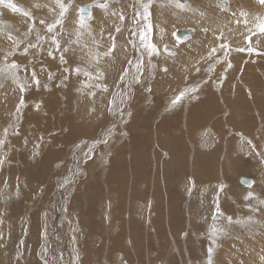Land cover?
Segmentation results:
<instances>
[{"label":"rangeland","instance_id":"1","mask_svg":"<svg viewBox=\"0 0 264 264\" xmlns=\"http://www.w3.org/2000/svg\"><path fill=\"white\" fill-rule=\"evenodd\" d=\"M22 1L28 5L24 4L25 7L18 13V20L10 23L4 20L6 10L4 12L1 10L4 6L10 5H3L7 3L6 1L1 2L2 6L0 5V24H2L0 25V64L2 59L9 60L8 57H10L9 61H13L11 64H4L0 69V81L7 83L12 80L16 82L13 87L22 88L15 89L18 98L21 99H15L13 105L10 104L12 108L15 105V116L6 114L7 109L0 107V149H2L0 150V162H2L0 163V264H264V198L261 196L259 198V194L264 195V69L256 68L259 64L261 67L264 66V58H261L263 56L260 52L264 50V36L260 38L254 35L253 42L250 36L259 26L258 33L264 30L262 23L264 21L259 17L253 18L256 23L250 28V38L241 35L240 38L234 39L231 35L230 37L233 38L231 39L229 30L228 32L226 29H213L207 27V24L201 28V23L207 21L201 18L195 27V37L209 34L207 39L214 43L219 36L218 46L215 48L217 44L212 45L209 58H205L204 53H200L199 59L202 65L198 70H193V76L175 84L177 86L173 88L175 92L173 93L178 99L171 98L173 101L170 100L176 103H172L171 106L168 104L169 110H166V99L172 97L173 93L163 94L161 87H165L166 84L173 85L176 80L174 68L170 67L171 69L167 70L168 67L165 68L163 66L165 64L159 58L172 53L175 54L172 55L175 58L181 52L178 48L177 52L172 49L167 50V45L191 46L192 55L196 56L199 53L198 48L193 45L197 43L199 37L195 41L194 37L192 41L182 43L174 32L177 28H190L191 17L188 26L182 27L183 23H180L179 19L177 22L171 17L160 16L159 11L164 9L158 7V17L156 13L153 18L152 9L156 0H150L152 5H147L149 0H140L138 16L134 13L131 19L127 18L130 19L129 26L123 27L124 25L121 24L123 26L115 28L114 15L108 16L107 19L113 22H108L103 28L107 27L111 30L115 28L114 34L104 38L106 44L104 42L100 47H107L109 55L120 53L122 57L125 56L123 60L127 62L124 61L119 66L124 70L132 67L136 71L135 74H131L130 80L138 79L136 87H139L133 89L130 87V82L118 80L111 85L116 90L113 94H116L105 97L109 88L107 82L97 78L96 75L93 76L94 73L90 70L96 62L94 67H100V61L94 56L93 65L91 63L86 65L89 61L86 57L92 48L88 44L96 43L93 41L88 43L87 39L83 40L76 31H67L62 24V21L65 23L64 18L67 14H78L80 3L92 2L93 5L97 0H52L50 3L36 0ZM214 1L202 0L205 6L218 5L222 11L235 10L236 5L245 6L250 0H224L228 5H223L220 0ZM251 1L253 5L261 4L260 0ZM161 3L165 5L164 0H161ZM178 3L182 1L179 0ZM171 6L186 14L184 8ZM171 6H167L169 11L172 9ZM15 8L18 9L19 6L14 7L12 11L15 12ZM245 13L240 16V20L245 19ZM204 14H207L205 16L207 17L208 11ZM226 14L227 18L232 16L231 12ZM216 15L219 16L218 13ZM80 18L83 21L79 24L77 20L76 27L84 29L90 17L87 18L88 20L82 16ZM60 21L62 27L57 29ZM14 22H18V28L21 24L25 25V29L22 30L15 28L18 33L21 32L19 37H24L7 39L5 35H9L10 32H12L9 35L11 38L18 34L13 33L9 26ZM160 30L169 37L164 36ZM52 32L54 34L57 32L56 37ZM158 32L165 39L169 38L170 42L167 40L161 42L163 39L156 36ZM27 33L30 37L26 35ZM1 39L5 41L2 42ZM67 39L74 43L66 51ZM178 40L181 42L179 43ZM18 43L20 47L33 45L35 50L32 46L34 52L24 49L15 54L16 51L13 50ZM203 44L207 48L208 43L204 41ZM242 46L243 48L246 46L245 50L236 48ZM254 48L259 51L256 52ZM38 50L40 52H35ZM56 52L58 56L63 53L66 62L60 59L57 61L54 55ZM242 56L247 58L243 60ZM231 57L233 68L230 72L232 76L229 88L233 90L223 97L227 101L226 107L223 108L224 104L216 94L218 88L214 84H217L220 78L221 69L222 71L227 69L226 72L230 70L228 67L231 64H228V60ZM74 59L75 64L72 66ZM101 61L100 64L106 66L107 60ZM26 64H30V67L51 66L50 69L56 68L54 71H61L64 67L69 68L71 72L69 75L75 76L73 79L78 83L75 89V94L78 93L76 103L80 106L85 103L91 104L90 113L94 112L95 107L92 106L94 100L96 102L98 98L101 100L105 97L104 101H107L111 98L108 112L105 111L104 116L101 117V124L92 127L88 133L81 130L78 132L74 118L70 120L68 116H64L63 111L66 110L67 105L63 101L66 98L63 92L66 91L67 86L63 83L62 76L56 72L57 74L53 73L51 78L45 77L41 84L36 82L37 85L34 83L29 85L28 78L25 75H21V78L18 73L27 66ZM212 66L219 69V72L211 70L216 81L213 82L210 77H206L204 82L209 85L208 87L192 89L197 81L201 82V77L208 75ZM42 69L49 72L48 69ZM85 70H88L90 75H82L86 74ZM177 72L178 70H175V73ZM49 75L51 76L50 72ZM46 79H49L48 84ZM26 81L29 83H24ZM51 82L56 89L50 84ZM140 83L146 84L149 89H145L146 86L141 88ZM159 84L161 89L157 86ZM32 85L38 93L21 97L22 92L26 93L24 88L33 87ZM90 85H92L91 90ZM46 86H50L46 88L48 90H45ZM61 88H64L60 91L62 94L59 92ZM212 88L213 91L216 90L214 95ZM247 89L253 90L255 97L262 100L261 103L251 97ZM92 91L94 92L91 93ZM161 94L164 96L162 97ZM137 95L142 99H138L136 108L131 109L130 104ZM47 96L48 101L45 106L59 105V108H54L51 113H48L43 103ZM29 99L35 102L26 103ZM4 101L5 99H2L7 106V102ZM153 102L155 104H152ZM0 104L2 105L1 101ZM102 106H105V102ZM59 109L62 110L63 115H60ZM129 110H133L132 114ZM163 110L168 113L162 120L165 124L163 134L159 135L157 126L161 121L158 116ZM125 114L132 116L124 119ZM162 114L164 115L165 112ZM174 115L177 120H181L179 124V120L177 122ZM180 115L183 117L181 118ZM227 120L236 122L245 129H240L241 126L233 127L231 132ZM167 128L171 131L176 129L177 131L171 134L174 137L178 135L180 140L174 139L170 142V137L166 139ZM191 129L196 131L198 136L200 130L202 134L204 132L211 134L206 133L202 139H195ZM85 133L89 138H84ZM159 138L164 139L166 143L159 142ZM192 143L195 145L196 153L190 145ZM175 146L180 150L179 153L176 151L180 154L176 158L171 154ZM259 150L261 154H258ZM251 164L257 165V170L251 169ZM241 176L253 178L255 181L253 186L249 188L240 185ZM254 187L258 190L251 189ZM33 243H37L35 248L34 246L31 248Z\"/></svg>","mask_w":264,"mask_h":264},{"label":"bare ground","instance_id":"2","mask_svg":"<svg viewBox=\"0 0 264 264\" xmlns=\"http://www.w3.org/2000/svg\"><path fill=\"white\" fill-rule=\"evenodd\" d=\"M3 1H6L7 3H9V4H7V3H3ZM29 1V0H28ZM36 1H40V2H44V3H50L52 0H36ZM55 1V0H54ZM57 1V0H56ZM62 1V0H61ZM64 1V0H63ZM92 1V0H91ZM108 1H110V0H108ZM119 1L120 0H112V1H110L111 3H114V5L115 4H118L119 3ZM122 1V0H121ZM124 1V3L126 2V0H123ZM122 1V2H123ZM128 2L127 3H129L128 4V7L126 8V12H129L130 10H131V15H133L134 13H136L135 15H137V13H139V11H140V7H141V5H140V0H132V2H131V0H127ZM146 1V0H145ZM180 1H182V3H178L179 2V0L177 1V0H164V3H165V5H162V3H161V0H156V2H155V5H154V7H153V9H152V12H153V18H155V16H156V13H157V17H158V7H163V9L164 10H160L159 11V15L160 16H166V17H171L172 19H174V20H177V18H175V17H172V14H171V12L170 13H167V12H164L165 10H166V8H167V6L168 5H178V6H180V7H187L188 6V1L187 0H180ZM207 1H209V2H212V0H207ZM216 1V0H215ZM214 1V2H215ZM258 1V0H257ZM261 1V4L260 5H253L254 3H252V1L250 0L245 6H243V5H236L235 6V10H233V9H229V10H224V11H222V10H220V8H219V6L217 5L216 7H214L213 5L212 6H205L204 5V3L202 2V0H199L198 2L197 1H193L192 0V4L190 3V8L192 7V5H193V7L195 8V9H197V11L194 13V15L195 16H198L199 14H202V12L203 11H208V16H207V18L210 20H207L206 22H203V24H206V23H208V22H210L211 23V26H210V28L212 27L213 29L214 28H218V29H226L227 31L229 30L231 33H229V37L231 36V35H233V38L234 39H237V38H240L241 37V35H242V37L243 36H245V35H247L249 38H250V36H251V39H252V37L254 36V35H258V36H260V38L262 37V36H264V30H262V31H260L259 33H258V30H259V28H260V26H259V28H258V30H256V32L254 31V34L252 35H250V28L252 27V26H255V23H256V21L253 19V18H256V19H258V17L259 18H261V20H263L264 21V0H260ZM1 2L3 3V5H10L12 8H10V6H8V7H6V6H4L1 10H2V12H4L5 10H6V14H5V17H4V20H5V22L7 21H9V23L11 22V21H16V20H18L17 19V16H18V13L20 12V9L21 8H24L25 6H24V4L25 5H28L26 2H23L22 0H20V2H22V3H19V1L18 0H0V5L2 6V4H1ZM35 2V1H34ZM101 2V1H100ZM106 2V1H105ZM217 2V1H216ZM220 2L223 4V5H228V2H226V1H224V0H220ZM219 1H218V3H220ZM123 3V4H124ZM126 3V4H127ZM169 3V4H168ZM20 4H22V5H20ZM52 4V3H51ZM60 4H61V2H60ZM59 4V5H60ZM64 4H65V2H64ZM91 4V5H90ZM95 4V3H94ZM92 5V2H90V3H80L79 4V12H78V14L77 15H74V14H67V16L65 17V19H66V21H65V23H64V27L66 26L67 27V30L69 31V30H72V32H77V34L79 35V36H81V38L83 39V40H85V39H87V42L89 43L90 41H93V42H95L96 44L95 45H90V44H88L90 47H92V49H94L95 47L96 48H98L99 49V53H98V57L96 56V60L97 61H100L99 62V65H100V67L98 66V67H94L96 64H97V62H96V64L94 65V66H92L91 67V69L90 70H92L93 71V73H94V75L93 76H95L96 75V77L97 78H99V79H104V82H107V85H108V90H106L108 93H107V95H105V97L106 96H109V97H112V96H114L115 94H113L114 93V91H116L115 90V88H113L111 85H113V83L114 82H116L117 83V81L118 80H120V82L121 81H124L125 83H126V81L127 82H130V87L131 88H133V89H135V87H136V85H138L137 84V80L136 79H134L133 81L132 80H130V77H131V74H135L136 73V71L135 70H133V68L131 67H129L128 69H127V71L125 72V70L124 69H122L123 67H120L119 65H121V64H123V62L124 61H126L127 62V60H123L124 59V57L125 56H121L120 55V53H118V54H113V55H109V50H107V51H102L101 50V45H102V43H104L105 42V40H104V38H106L107 37V32L105 31V32H102L105 28H103V26L105 27V19H106V17L107 16H104V15H102V19L101 20H96V19H98V18H96L95 20H92V17L93 16H96L97 17V15L98 14H100L101 12H98L99 11V9L100 8H98V7H96L95 5ZM103 4V3H102ZM122 4V3H121ZM36 5V4H35ZM56 5H58V3H56ZM85 5H89L90 6V8H91V12H92V7H93V12H92V14H93V16L91 17V18H89V20L88 21H86V25L83 27L84 29H82V28H79V29H77V27H76V21L78 20H80V22H82L83 20H81V18H80V14H81V12H80V9H81V7L82 6H85ZM110 5H112V4H110ZM147 5H152V3H151V1L149 0V2H147ZM0 6V7H1ZM16 6H19V8L18 9H16L15 10V12L14 11H12V9L14 8V7H16ZM62 6V5H61ZM67 7H68V5H66ZM106 6V5H105ZM125 6V5H124ZM123 6V7H124ZM33 7V6H32ZM59 7V6H58ZM70 7V6H69ZM110 7V6H109ZM225 7V6H224ZM261 7V8H260ZM29 8V7H28ZM60 8V7H59ZM66 8V7H65ZM106 8H107V6H106ZM105 8V9H106ZM113 8V7H112ZM121 8H122V6H121ZM115 9V8H114ZM119 8H117V10H118ZM64 10V9H63ZM107 10V9H106ZM124 11V10H123ZM218 13L219 14V16H217L216 15V13ZM67 12V11H66ZM226 12H231V14H232V16L231 17H228L227 18V14L225 15V13ZM243 12H246L245 13V16H244V20H240V18L242 17V14H243ZM54 13H56L55 11H54ZM1 14V13H0ZM23 14V13H22ZM32 14V13H31ZM35 14V13H34ZM76 14V13H75ZM91 14V15H92ZM224 14V15H223ZM33 15V14H32ZM74 15V16H73ZM135 15H134V19H135ZM168 15V16H167ZM185 15V17H183V18H185L186 20H182V21H180V19H179V21H180V23H183L182 24V27H183V25H186V26H188V24H189V15L188 14H184ZM183 15V16H184ZM207 15V14H206ZM22 16V15H21ZM30 16V15H29ZM65 16V15H64ZM129 16V13L128 14H124V23L127 21V23H125V26H127V24L129 23V20H127V18H129L128 17ZM138 16V15H137ZM241 16V17H240ZM23 17V16H22ZM26 17V16H25ZM28 17V16H27ZM31 17H33V16H31ZM60 17V16H59ZM105 17V18H104ZM84 19L86 18V17H83ZM0 19H1V17H0ZM114 19H116L117 20V17H114ZM139 19V18H138ZM30 20V19H29ZM63 20V19H62ZM140 20V19H139ZM170 20V19H169ZM240 20V21H239ZM3 21V20H2ZM49 21V20H48ZM58 21H59V19H58ZM135 21V20H134ZM31 23V22H30ZM62 23H63V21H62ZM185 23V24H184ZM263 23V25H264V22H262ZM32 24H34V22L32 23ZM31 24V25H32ZM42 24V23H41ZM48 24V23H47ZM0 25H2V24H0ZM6 25V24H5ZM8 25V24H7ZM49 25V24H48ZM57 25V24H56ZM81 25H83V24H81ZM129 25V24H128ZM237 25V27H235ZM243 25H245V26H243ZM259 25V24H258ZM4 26V25H3ZM9 26H11V30L13 31V33H18V31L17 30H15V28L17 27L18 28V22H14L13 24L11 23V24H9ZM47 26V25H46ZM60 26L62 27V25H61V21H60V24L58 25V27H57V29L58 28H60ZM7 27V26H6ZM48 27V26H47ZM150 27V26H149ZM30 28H32V27H30ZM190 28H192V29H190ZM190 28H177L176 29V31H174L175 32V35H176V33H178V31H180V30H190L191 31V33L189 34V35H187L186 37H184V38H179L178 37V35H177V37L182 41V43H185V42H187L188 40H193V34H194V26H191ZM18 29H25V25H23V24H21L20 26H19V28ZM46 29V28H45ZM56 29V28H55ZM154 29V28H153ZM165 29V28H164ZM253 29H254V27H253ZM264 29V28H263ZM31 30V29H30ZM140 30V29H139ZM216 30V29H215ZM43 31H45V30H43ZM149 31V30H148ZM161 31V30H160ZM163 31V30H162ZM161 31V32H162ZM210 31V30H209ZM228 31V32H229ZM35 32V31H34ZM46 32V31H45ZM128 32V31H127ZM157 31H155V33H156ZM12 32H10V34H11ZM20 33L21 32H19L17 35L15 34L12 38L9 36V35H5V37L7 38V39H18V38H23L24 36H21V37H19V35H20ZM23 33H24V31H23ZM53 33V36L54 37H56V33L54 34V32H52ZM163 33V35L164 36H166V37H169V35L167 34V33H164V32H162ZM220 33V32H219ZM29 34H30V32H29ZM29 34L27 33L26 35H28L29 36ZM47 34H49L48 32H47ZM70 34V33H69ZM114 34V33H113ZM215 34V33H214ZM228 34V33H227ZM86 36V37H84V36ZM112 34H110V36H111ZM117 35V34H116ZM156 35V34H155ZM155 35H154V37H155ZM209 35V34H208ZM205 36V38H204V40L206 41V43H208V46H207V48H205L204 47V44H203V42H202V40H203V38L202 39H199L198 38V40H197V43H194L193 45L195 46V47H197L198 48V50H199V53L198 54H196V56L195 55H192L191 54V46H186V47H184L183 45L180 47L179 45H178V47H175V46H173V47H171V46H168L167 45V48H170V49H172L173 51H175V52H177L178 50H181V52L179 53V55L177 56V57H173L172 55L174 54V53H172V54H168L167 56H165V55H163L164 57H162V56H160V58L159 59H161V62H163L165 65H163V66H165V68L166 67H168L167 68V70H170L172 67L174 68V75H175V80H176V82L172 85V84H170V85H165V87H159L160 86V84L159 85H157L161 90H162V93L163 94H166L167 95V93L169 94V93H173L174 91H173V88L174 87H176L177 85H175L176 83H178L179 84V82H182V80L183 79H185V78H187V77H191V76H193V70L195 71L196 69L198 70V67L199 66H201L202 65V63H200V59H199V57H201L200 56V53L202 54V53H204L203 55L205 56V58H207L212 52H211V49H212V45H215V44H217L216 46H215V48L218 46V38H219V36L218 37H216V40H214V43H211L212 41H210V39L208 40L207 38H209V36ZM217 35V34H216ZM222 35V34H221ZM223 35H224V33H223ZM226 35V34H225ZM236 35H238V37H236ZM250 35V36H249ZM47 36V35H46ZM123 36V35H122ZM156 36H158V38L160 37V38H162L163 40L161 41V42H164V40H167L168 42H170V40H169V38H164L163 36H162V34L160 33V32H158L157 33V35ZM246 36V37H247ZM30 37V36H29ZM37 37V36H36ZM34 38V37H33ZM43 38V37H42ZM47 38V37H46ZM114 38V37H113ZM231 38V37H230ZM233 38H231V39H233ZM78 39V37L76 38V40ZM81 39V40H82ZM117 39V38H116ZM184 39V40H183ZM197 39V38H196ZM2 40V42H4L5 40H3V39H1ZM36 40H38V39H36ZM42 40V39H41ZM68 40V39H67ZM107 40V39H106ZM153 40V39H152ZM157 40V39H156ZM248 40V39H247ZM250 40V39H249ZM112 41V40H111ZM179 41V40H178ZM181 41H179V43L181 42ZM194 41H195V39H194ZM78 42V41H77ZM113 42H115L114 40H113ZM252 42H253V39H252ZM40 43H42V42H40ZM122 43H124V42H122ZM200 43H202V45H199ZM32 44V43H31ZM45 44H47L46 42H45ZM105 44H106V42H105ZM116 44H117V42H116ZM149 44V43H148ZM248 44V43H247ZM246 44V45H247ZM77 45V44H76ZM82 45V44H81ZM87 45V44H86ZM250 45V44H249ZM33 46V45H32ZM32 46H30V47H20V43H18V45H17V47L13 50V51H16L15 52V54H18V52L19 51H22V50H24V49H26L27 51H29V50H31L32 51ZM36 47V46H35ZM72 47V46H71ZM70 47V48H71ZM83 47V46H82ZM116 47V46H115ZM141 47V46H140ZM246 47V46H245ZM245 47L243 48V46L242 47H236V48H239V49H242V50H245ZM112 48V47H111ZM120 48V47H119ZM157 48V47H156ZM175 48H176V50H175ZM177 48H178V50H177ZM252 48V47H251ZM41 49H43V48H41ZM214 49V48H213ZM255 49V48H254ZM33 50H35L34 49V46H33ZM66 51L68 50V47H66V49H65ZM77 50V49H76ZM87 50H89V48L87 49ZM95 50V49H94ZM12 51V52H13ZM85 51V50H84ZM93 51V50H92ZM113 51V50H112ZM124 51V50H123ZM255 51L256 52H258L259 50H257V49H255ZM11 52V53H12ZM32 52H34V51H32ZM35 52H40V50H38V51H35ZM50 52H52V51H50ZM73 52V51H72ZM87 52V51H86ZM89 52V51H88ZM260 52H261V54H262V56L263 57H261V58H264V50L263 51H261L260 50ZM54 53H55V51H54ZM61 53V52H60ZM59 53V54H60ZM95 53V52H94ZM152 53V52H151ZM166 53V52H165ZM184 55H183V54ZM187 53V54H186ZM52 54H53V52H52ZM87 54V53H86ZM186 54V55H185ZM55 56H56V60L58 61L59 59L60 60H65V62H66V59H65V57H64V54L63 53H61L59 56H58V53L56 52V54H54ZM72 55V54H71ZM82 55V54H81ZM85 54H83V56H84ZM124 55V54H123ZM129 55V54H128ZM175 55V54H174ZM233 55V54H232ZM13 56V55H12ZM51 56V55H50ZM88 56H89V54H88ZM204 56H203V58H204ZM239 57H240V55H238ZM13 57H15V56H13ZM12 57V58H13ZM72 57V56H71ZM228 57V56H227ZM9 58V60H10V57H8ZM70 58V57H69ZM68 58V59H69ZM85 58V57H84ZM167 58H169V59H167ZM204 58V59H205ZM209 58V57H208ZM247 58V56H242V59L244 60V59H246ZM67 59V60H68ZM102 59H106L107 61H106V66H105V64H104V62L105 61H103V64L104 65H101L100 63L102 62L101 60ZM186 59H188V60H186ZM250 60H252L251 58H249ZM9 60H7V59H2L1 60V64H0V69L2 68V66L4 65V64H8V63H12L13 61H9ZM53 60V59H52ZM95 60V61H96ZM206 60V59H205ZM49 61H50V59H49ZM55 61V60H54ZM70 61V60H69ZM75 61V59L74 60H72V66H74V64L75 63H73ZM76 61H77V59H76ZM129 61V60H128ZM232 61V57L228 60V64H231V66L230 67H228V68H230V70L228 71V72H226V70L225 71H222V69H221V71L219 72L218 70L219 69H217V67L216 66H212L211 68H210V71H209V73H208V75H206V76H204V77H201V82L200 81H197L196 82V85L194 86V87H192V89H197V90H199V88H201V87H208L209 85L207 84V83H205L204 81H205V79H206V77H210L211 79H212V81L214 82V81H216V79H215V77H214V75H213V73H211V70H215V72H219L220 73V78H219V80H217L218 82H217V84H214V86H216L217 88H218V91H216V90H214V91H216V94L219 96V98L221 99L220 101L224 104V106H223V108L224 107H226V105H227V101H225V98H223V97H225L226 96V94H228L230 91H232L230 88H229V84H230V77L232 76L231 75V71H232V68H233V61ZM38 62V61H37ZM40 62V61H39ZM61 62V61H60ZM111 62V63H110ZM125 62V63H126ZM187 62V63H186ZM202 62V61H201ZM222 62H224V61H222ZM41 63H42V61H41ZM59 63V62H58ZM130 63V62H129ZM43 64V63H42ZM45 64V63H44ZM52 64V63H51ZM54 64V63H53ZM64 64V63H63ZM69 64H70V62H69ZM82 64H83V62H82ZM92 64V63H91ZM227 64V65H228ZM256 64H257V62H256ZM27 66L26 67H28V68H23L21 71L19 70V69H17V71H18V73H20V76L22 75H25L27 78H25V80L27 79V80H29V82L28 81H26V82H24V83H29V85H31V84H35L36 82H39L40 84L41 83H43V81L45 80L44 78L46 77V78H48V76L51 78L52 76H53V73H58L59 75H61L62 76V79H63V83H65V85L67 86V89H66V91L65 92H63V94H64V96L66 97L65 99H63V101L65 102V104L68 106V107H70V109L69 108H67V106H66V110L65 111H63L64 112V116L65 117H67V115H68V117L70 118V120H73V118H74V122H75V125H76V128H77V130H78V132H79V130H81V131H86V133H88V130H90L92 127H94V126H96L98 123H100L101 121V117H103L104 116V112L106 111V112H108V106H109V101H110V99H108L107 101H104L105 100V97L104 98H102L101 100H99V98H98V100L95 102V100L93 101V107H95L94 108V112L93 113H90V109H89V107H90V105H87L86 103L85 104H81L82 106H80V104L78 103H76V99H77V95L76 94H78V93H76L75 94V89L77 88V82H76V80L75 79H73V78H75V76H73V77H71L69 74H71V72H70V69L69 68H66V67H64V69H62L61 71L59 70V71H54L56 68L55 67H52L53 69H50V67L51 66H49V67H44L43 65H41V67H30L31 65L30 64H26ZM37 64H35V66H36ZM85 65V64H84ZM89 65V64H88ZM93 65V64H92ZM125 65H127V64H125ZM222 65H224V63L222 64ZM21 65H19V67H20ZM38 66V65H37ZM4 67H6V66H4ZM57 67H58V65H57ZM83 67V66H82ZM88 67V66H87ZM137 67H139V66H137ZM171 67V68H170ZM226 67V66H225ZM224 67V68H225ZM42 68H45V69H48L49 70V72H50V74H51V76L49 75V72L47 73V70H43ZM84 68V67H83ZM82 68V70H84ZM86 68V67H85ZM257 69H261V68H263L264 69V66H260V64L259 65H257V67H256ZM8 69V68H7ZM37 69V70H36ZM75 69V68H74ZM162 69V68H161ZM36 70V72L35 73H33L34 71ZM72 70V69H71ZM78 70V69H77ZM76 70V71H77ZM137 70V69H136ZM140 70V69H139ZM139 70L137 71V73H139ZM175 70H178V72L177 73H175ZM64 72V75H62L61 74V72ZM80 71V70H79ZM78 71V72H79ZM4 72V71H3ZM7 72V71H6ZM12 72V71H11ZM208 72V71H207ZM1 73V72H0ZM10 73V72H9ZM13 73V72H12ZM47 73V74H46ZM56 73V74H57ZM73 73H75V71L73 72ZM77 73V72H76ZM144 72H142V74H143ZM198 73V72H197ZM5 74V73H4ZM14 74V73H13ZM35 74H37V76H34ZM79 74V73H78ZM81 74V73H80ZM195 74V73H194ZM264 74V73H263ZM75 75V74H74ZM82 75H84L85 76V74H82ZM159 75H161V74H159ZM173 75V76H174ZM205 75V74H204ZM2 76V75H1ZM4 76V75H3ZM22 76H21V78H22ZM88 76V75H87ZM119 78H118V77ZM135 76V75H134ZM177 76V77H176ZM60 77V76H59ZM78 77V76H77ZM81 77V76H80ZM95 77V78H96ZM49 78V79H50ZM94 78V77H93ZM116 78V79H115ZM136 78V77H135ZM162 78V77H161ZM42 79V80H41ZM49 79L47 80V84H48V81H49ZM54 79V78H53ZM56 79H58V77L56 78ZM55 79V80H56ZM91 79H92V77H91ZM1 80V79H0ZM54 80V81H55ZM101 80V81H102ZM19 80H18V78H17V82H18ZM53 81V80H52ZM77 81H79V80H77ZM98 81H100V80H98ZM131 81H132V84H131ZM62 82V81H61ZM119 82V83H120ZM21 83V82H20ZM19 83V84H20ZM22 83H23V81H22ZM59 83V82H58ZM77 83V84H76ZM80 83V82H79ZM16 84V82L15 81H12V80H10V81H7V83L6 82H1L0 81V101H1V103H2V105L0 104V107H2V108H4V109H7V113L6 114H12V117H13V115L15 116V105L13 106V108L12 107H10V104L11 105H13V102H15V99L16 100H20L21 98H18V93H17V91H15V89H22V88H20V87H13V85H15ZM52 86H54V83H50ZM81 84H82V82H81ZM85 84V83H84ZM101 84V83H100ZM121 84V83H120ZM148 84V83H147ZM244 84V83H243ZM28 85V84H27ZM35 85H37V84H35ZM58 85V84H57ZM87 85H89V84H87ZM33 87H25L24 89L26 90V93H24L23 94V92H22V94H20L21 95V97H23V95L24 96H30V95H35V94H37L38 93V91H36V90H34L33 88H34V85H32ZM43 86V85H42ZM51 86V87H52ZM58 86H60V85H58ZM62 86H64V85H62ZM85 86V85H84ZM83 86V87H84ZM91 86L92 85H90L89 86V89L91 90ZM119 86V85H118ZM140 86H141V88H142V86H146V84H144V85H141V83H140ZM38 87V86H37ZM41 87V86H40ZM48 87H50V86H48ZM47 86L45 87V90H48V89H46V88H48ZM61 87V86H60ZM82 87V86H81ZM88 86H86V88H87ZM95 87V86H94ZM98 87H99V84H98ZM139 87V86H138ZM138 87H136V88H138ZM157 87V88H158ZM179 87V86H178ZM54 88H55V86H54ZM53 88V89H54ZM58 88V87H57ZM65 88V87H64ZM64 88H61L62 90H59V92L60 91H63L64 90ZM101 88V87H100ZM119 88V87H118ZM149 89V87L148 86H146L145 87V89ZM56 89V88H55ZM83 89V88H82ZM103 89V88H102ZM121 89V88H120ZM119 89V90H120ZM156 89V88H155ZM207 89V88H206ZM40 90V89H39ZM43 90V89H42ZM89 90V91H90ZM101 90V89H100ZM99 90V91H100ZM129 90V89H128ZM32 91V92H31ZM51 91V90H50ZM104 91V90H103ZM127 91V90H126ZM139 91H141V90H139ZM142 91H145V90H142ZM193 91V90H192ZM214 91H213V88H212V94L214 93ZM79 92V91H78ZM94 91H92L91 93H93ZM157 92V89L155 90V93ZM186 92L187 91H185L184 93L186 94ZM195 92V91H194ZM200 92V91H199ZM247 92H248V94L249 95H251V97H253L258 103H261V101L262 100H259V99H257L256 97H255V92L253 91V90H250V89H247ZM19 93H21V92H19ZM55 93H57V91L55 92ZM61 94H62V92H60ZM87 93V92H86ZM101 94H102V92H100ZM120 93V92H119ZM139 93H141V92H139ZM175 93V92H174ZM174 93H173V96L172 97H170L168 100L166 99V101H167V103H166V106H165V108H166V110H169L168 109V104H169V106H171V104L173 103L172 101V99L173 98H175V97H177V95L175 94L174 95ZM176 93H178V92H176ZM253 93V94H252ZM81 94H82V92H81ZM85 94V93H84ZM83 94V96H85ZM88 94V93H87ZM104 94V93H103ZM131 94H132V91H131ZM151 94V93H150ZM163 94H161L162 95V97L164 96ZM211 94V93H210ZM92 95V94H91ZM118 95V94H117ZM147 95H149V94H147ZM155 95V94H154ZM171 95V94H170ZM169 95V96H170ZM200 95V94H199ZM214 95V94H213ZM257 95V94H256ZM42 97H43V95H41ZM44 96H46V95H44ZM49 96H50V94H49ZM98 96V95H97ZM119 96V95H118ZM125 96V95H124ZM138 96L139 95H137L136 97L137 98H134V102H132V104H130L131 105V109L132 108H136V101L138 100V99H142V98H138ZM156 96V95H155ZM154 96V97H155ZM86 97V96H85ZM120 97H122V96H120ZM133 97H135V95L133 96ZM141 97V96H140ZM209 97V96H208ZM250 97V96H249ZM259 97V96H258ZM29 98V97H28ZM89 98H90V96H89ZM89 98H88V100H89ZM92 98H95V96H92ZM101 98V97H100ZM160 98V97H159ZM172 98V99H171ZM210 98V97H209ZM2 99H5V101L4 102H7V106H5V103H3L2 102ZM70 99H71V102H70ZM95 99H97V98H95ZM144 99V98H143ZM146 99V98H145ZM161 99H163V98H161ZM172 101H171V100ZM176 99V98H175ZM177 99H178V97H177ZM180 99V98H179ZM38 100H41L40 98H38ZM54 100V99H53ZM87 100V99H86ZM122 100V99H121ZM188 97H187V103H188ZM191 100V99H190ZM213 100H214V98L212 99V103H213ZM12 101V102H11ZM47 101H48V96H47V98H46V100H45V102H43L44 103V106L46 105V103H47ZM141 101V100H140ZM156 101V100H155ZM154 101V102H155ZM208 101V100H207ZM215 101H218V100H215ZM220 101H218L219 103H220ZM34 102H35V100H34ZM34 102H32V100H30L29 99V102H26V103H30V104H32V103H34ZM38 102H40V101H38ZM51 102V101H50ZM103 102H105V106H102L103 105ZM113 102V101H112ZM118 102V101H117ZM139 102V101H138ZM152 103V104H155V103ZM209 102V101H208ZM217 102V103H218ZM41 103V102H40ZM90 103H91V101H90ZM203 103V102H202ZM36 104V103H35ZM48 104H50V103H48ZM111 104V103H110ZM134 104V105H133ZM150 104V103H149ZM149 104H147L148 106H149ZM157 104V103H156ZM164 104V103H163ZM162 104V105H163ZM200 104V103H199ZM208 104V103H207ZM216 104V103H215ZM226 104V105H225ZM38 104H36V106H37ZM123 105V104H122ZM141 105V104H140ZM139 105V106H140ZM158 105V104H157ZM17 106H18V104H17ZM111 106V105H110ZM204 106H205V104H204ZM214 106V105H213ZM22 107V106H21ZM45 107H47V109H48V113H51L53 110H54V108H59V105L58 104H55V105H52L51 104V108L49 107V105L48 106H45ZM45 107H44V110H45ZM150 107V106H149ZM155 107H157V106H155ZM161 107V106H160ZM200 107V106H199ZM219 107V106H218ZM217 107V108H218ZM158 108V107H157ZM172 108H174V107H172ZM172 108H170V110H172ZM68 109H69V111H68ZM91 109H93L92 107H91ZM129 109V108H128ZM1 110V109H0ZM60 110V109H59ZM137 110V109H136ZM142 110V109H141ZM31 111V110H30ZM47 111V110H46ZM45 111V112H46ZM58 111V110H57ZM57 111H55L56 113H57ZM129 111H131V114H132V112H133V110H129ZM128 111V112H129ZM174 111V110H173ZM175 111H177V110H175ZM200 111V110H199ZM1 112V111H0ZM4 112V111H3ZM19 112V111H18ZM60 112V115L62 114L63 115V113H62V110H60L59 111ZM67 112V113H66ZM163 112H165V114L163 115L162 113ZM189 112V111H188ZM198 112V111H197ZM196 112V113H197ZM215 112H217V111H215ZM15 113V114H14ZM23 113V112H22ZM34 113V112H33ZM39 113V112H38ZM47 113V112H46ZM66 113V114H65ZM167 111H165V110H163L162 112H161V114H159V118H160V125L159 126H157V133L159 134V135H162L163 134V132H162V130L164 129V122L162 121L163 120V118H165V117H167ZM59 114V113H58ZM123 114V113H122ZM146 114V113H145ZM170 114H172V113H170ZM181 114V113H180ZM212 114V113H211ZM214 114V113H213ZM222 114V113H221ZM53 115H54V113H53ZM60 115H58V116H60ZM99 115H100V117H99ZM126 115V114H125ZM144 115V114H143ZM166 115V116H165ZM176 115V114H175ZM174 115V116H175ZM178 115V117H179V114H177ZM32 116V115H31ZM46 116V115H45ZM132 115H126L125 117L126 118H124V119H128L129 117H131ZM171 116V115H170ZM181 116V115H180ZM198 115L196 114V117H197ZM26 117V116H25ZM44 117V116H43ZM97 117V118H96ZM173 117V116H172ZM183 116H181V118H182ZM218 117V116H217ZM29 118V117H28ZM45 118V117H44ZM43 118V119H44ZM46 118H48V117H46ZM53 118V117H52ZM108 118V117H107ZM143 118V117H142ZM175 118H176V116H175ZM186 118V117H185ZM199 118H200V115H199ZM215 118V117H214ZM25 119V118H24ZM58 119V118H57ZM60 119V118H59ZM203 119V118H202ZM204 119H206V118H204ZM6 120H8V119H6ZM45 120V119H44ZM47 120V119H46ZM106 120V119H105ZM176 120H177V118H176ZM179 120V119H178ZM178 120H177V122H178ZM201 120V119H200ZM9 122L11 121V119H9L8 120ZM48 121V120H47ZM50 121H52V120H50ZM59 121V120H58ZM122 121V120H121ZM180 121L181 120H179V122H178V124L180 123ZM185 121V120H184ZM202 121V120H201ZM204 121V120H203ZM205 121H207V120H205ZM204 121V122H205ZM70 122V121H69ZM74 122H73V124H74ZM183 122V121H182ZM187 122H189V121H187ZM227 122L229 123V125L228 126H230L229 127V130H231V132H233V127H237V128H240V126H241V128L240 129H245V127H243L242 125H239V124H237L236 122H233V121H228L227 120ZM20 123H22V121L20 122ZM24 123V122H23ZM43 123V122H42ZM48 123H49V121H48ZM47 123V124H48ZM68 123V122H67ZM71 123H72V121H71ZM105 123V122H104ZM167 123V122H166ZM170 123V122H169ZM184 123H186V122H184ZM36 124V123H35ZM69 124V123H68ZM101 124V123H100ZM117 124V123H116ZM172 124V123H171ZM170 124V125H171ZM175 124H176V122H175ZM12 125V124H11ZM49 125V124H48ZM75 125H73V126H75ZM103 125V124H102ZM186 127V126H185ZM257 127V126H256ZM7 128V127H6ZM112 128H114V127H112ZM127 128V127H126ZM180 128H182V127H180ZM189 128V127H188ZM262 128V127H261ZM26 129V128H25ZM174 129V128H173ZM66 130V129H65ZM73 130V129H72ZM76 130V129H75ZM74 130V131H75ZM167 135H166V139H168V137H170V142L171 141H174V139L177 141V140H180L179 139V136L177 135V136H175L174 137V135H172L171 133L172 132H174L175 133V131H177L176 129H174V130H170L169 128H167ZM193 129H191V131H192ZM228 130V131H229ZM49 131V130H48ZM54 131V130H53ZM68 131V130H67ZM98 131V130H97ZM96 131V132H97ZM110 131L111 132H113L112 131V129H110ZM198 131V130H197ZM204 131V130H203ZM234 131H235V129H234ZM243 131V130H242ZM42 132V131H41ZM77 132V131H76ZM188 132H189V129H188ZM187 132V133H188ZM193 132V134H194V137H195V139L196 138H201L202 139V137H203V135H205L206 133H208V134H211L210 132H204L203 134H202V132H201V130H200V135L198 136L197 134V132L195 131H192ZM237 132V131H236ZM243 132H245V131H243ZM263 132V131H262ZM1 133V132H0ZM39 133V132H38ZM51 133V132H50ZM86 133L84 134V138H89L87 135H86ZM114 133H116L115 131H114ZM113 133V134H114ZM190 133V132H189ZM197 133V134H196ZM241 133V132H240ZM29 134V133H28ZM27 134V135H28ZM42 134V133H41ZM81 134V133H80ZM122 134V133H121ZM178 134H179V131H178ZM181 134H182V132H181ZM235 134V133H234ZM24 135V134H23ZM82 135V134H81ZM10 136V135H9ZM80 136V135H79ZM83 137V136H82ZM11 138V137H10ZM9 138V139H10ZM83 138V139H84ZM206 138H208V137H206ZM214 138V137H213ZM242 138H244V137H242ZM245 138H247V137H245ZM12 139V138H11ZM39 139V138H38ZM41 139V138H40ZM49 139V138H48ZM52 139H53V137H52ZM17 140V139H16ZM199 140V139H198ZM208 140H210V139H208ZM45 141H47V140H45ZM160 141H164V139H160L159 138V142ZM196 141V140H195ZM14 142V141H13ZM20 142V141H19ZM27 142V141H26ZM49 142V141H48ZM82 142V141H81ZM80 142V143H81ZM198 142V141H197ZM212 142V141H211ZM32 143V142H31ZM43 143V142H42ZM164 143H166L165 141H164ZM16 144V143H15ZM14 144V145H15ZM21 144V143H20ZM82 144V143H81ZM7 145V144H6ZM22 145V144H21ZM46 145V144H45ZM164 145V144H163ZM166 146H167V144H165ZM179 145V144H178ZM191 146H192V148H193V151L195 152L196 151V149H195V145L192 143V144H190ZM43 146V145H42ZM24 147V146H23ZM40 147H41V145H40ZM39 147V148H40ZM174 147V146H173ZM173 147H172V149H173ZM183 147V146H182ZM35 148V147H34ZM36 148H37V146H36ZM93 148V147H92ZM8 149V148H7ZM31 149V148H30ZM42 149V148H41ZM58 149V148H57ZM83 149V148H82ZM90 149V148H89ZM178 149V147H176L175 146V148H174V150H171V154L176 158V156L177 155H180V154H177V152L178 151H180V150H177ZM0 150H2V149H0ZM94 150V149H93ZM23 151V150H22ZM44 151V150H43ZM173 151H174V154H173ZM177 151V152H176ZM186 151V150H185ZM199 151V150H198ZM34 152V151H33ZM32 152V153H33ZM36 152V151H35ZM40 152V151H39ZM48 152V151H47ZM166 152V151H165ZM31 153V154H32ZM36 153H38V152H36ZM85 153H87V152H85ZM179 153V152H178ZM196 153V152H195ZM191 154H193V152L191 153ZM258 154H261L260 153V150H259V152H258ZM122 155V154H121ZM38 157V156H37ZM103 158V157H102ZM263 159V158H262ZM51 160V159H50ZM42 161V160H41ZM137 161V160H136ZM136 163V162H135ZM258 163V162H257ZM118 164V163H117ZM118 166V165H117ZM250 167H251V169H253L254 171L255 170H257V165H253V164H251L250 165ZM116 170V169H115ZM120 172V171H119ZM114 175V174H113ZM183 175V174H182ZM116 176V175H115ZM118 176V175H117ZM178 176V175H177ZM19 178V177H18ZM15 180H17V179H15ZM13 181V180H12ZM21 181V180H20ZM7 183H8V181H7ZM10 184V183H9ZM8 184V185H9ZM197 184V183H196ZM22 187V186H21ZM7 188V187H6ZM19 189V188H18ZM252 190H255L256 191V187H254V188H251ZM258 190V189H257ZM246 191V190H245ZM11 192V191H10ZM16 192V191H15ZM21 193V192H20ZM254 193V192H253ZM257 194V193H256ZM47 195V194H46ZM260 196H261V198H264V195L261 193V194H259V198H260ZM110 203H111V201H110ZM116 204V203H115ZM148 204V203H147ZM201 204V203H200ZM1 207H3V206H1ZM204 208V207H203ZM198 209V208H197ZM202 210V209H201ZM15 214V213H14ZM222 214V213H221ZM224 215V214H223ZM246 221V220H245ZM218 224V223H217ZM213 226H214V224H212ZM210 226V225H209ZM35 229V228H34ZM215 229V228H214ZM214 231V230H213ZM18 232V231H17ZM37 233V232H36ZM38 234V233H37ZM31 236V235H30ZM29 236V237H30ZM32 237H33V233H32ZM31 238V237H30ZM33 240V239H32ZM28 241H29V238H28ZM37 241V240H36ZM38 243V242H37ZM37 243H33L32 244V247L31 248H33V246H34V248L36 247V245H37ZM47 244V243H46ZM31 245V244H30ZM42 246V245H41ZM226 246V245H225ZM39 249V248H38ZM48 249V248H47ZM225 249V248H224ZM33 250V249H32ZM44 251V250H43ZM210 261V260H209Z\"/></svg>","mask_w":264,"mask_h":264},{"label":"crops","instance_id":"3","mask_svg":"<svg viewBox=\"0 0 264 264\" xmlns=\"http://www.w3.org/2000/svg\"><path fill=\"white\" fill-rule=\"evenodd\" d=\"M101 1V2H100ZM106 1V2H105ZM110 1H112V0H110ZM110 1H108V0H97V2L94 4L96 7H98V8H100L99 9V11L98 12H101L100 14H98L97 15V17L96 16H93V14H92V12H93V7H92V12H91V14L92 15H90L89 17L91 18L92 16V20H95L96 18H98V19H96V20H101L102 18V15H104V16H107L106 17V19H105V25H107L108 24V22H113V21H111V20H108L107 18H108V16H112V15H114L115 17H117V20L116 21H114L113 23H116V26H114L115 28H119V26H123V27H125V23H124V21H123V19H124V14H126V8L128 7V4L129 3H127L128 1L126 0V2L124 3V1L122 2L121 0L119 1V3L118 4H115L114 5V3H111ZM188 1V6L187 7H180V6H178L177 5V7L178 8H184L185 9V11H186V14H188L189 15V17H191V23H192V25H190L189 24V26L191 27V26H194V27H196V24H197V22L198 21H200L201 20V18H205V19H207V20H209L207 17H205L206 15L204 14L205 12H202V14H199L198 16H195L194 15V13L197 11V9H195L194 7H193V5H192V7L190 8V3L192 4V0H187ZM194 1V0H193ZM103 3V4H102ZM122 3V4H121ZM124 3V4H123ZM127 3V4H126ZM110 4H112V5H110ZM91 5V4H90ZM107 6V8H106V6ZM125 5V6H124ZM110 6V7H109ZM121 6H122V8H121ZM124 6V7H123ZM127 6V7H126ZM113 7V8H112ZM172 7V9H170V11L168 10V8H166V10L164 11V12H168L169 11V13L171 12V14L173 15V17H175V18H177V19H180V21H184V20H186L185 18V15H184V13L183 12H181V10H176L175 9V7L174 6H171ZM107 10H106V9ZM115 8V9H114ZM117 8H119L118 10H117ZM124 10V11H123ZM80 12H81V9H80ZM129 13V16L128 17H130V19H131V10L129 11V12H127V14ZM184 15V16H183ZM80 16H82V18L84 17L83 15H82V13L80 14ZM101 16V17H100ZM114 16H113V18H114ZM89 17H86L85 19H87V18H89ZM183 17H185V18H183ZM105 18V17H104ZM65 19V18H64ZM130 19H128L129 20V23H130ZM107 20V21H106ZM125 20V19H124ZM65 21H66V19H65ZM174 21H177L178 22V20H174ZM210 21V20H209ZM78 23L80 24L81 22H80V20L78 21ZM128 23V24H129ZM63 24V26H64V23H62ZM121 24H123V25H121ZM127 24V26H129ZM207 24V25H206ZM206 24H202L201 23V25H200V27L202 28H204L205 26L204 25H206L207 27H210L211 26V23L210 22H208V23H206ZM66 30H67V27L65 26L64 27ZM114 28V29H115ZM113 29V30H114ZM191 29V28H190ZM196 28H194L193 30L194 31H196L195 30ZM109 30H111L110 28L109 29H107V27L102 31V32H107L108 34H107V37H109L110 36V34H112L113 35V30H111L110 32H109ZM68 31V30H67ZM195 35H196V32H194V34H193V38L195 37ZM199 36H196L195 37V40H196V38H198ZM203 38V40H202V42H204L205 40H204V38H205V36H201V37H199V39H202ZM72 43H74V41H72V40H68V41H66V43H65V47H71L72 46ZM109 42H107V44H108ZM95 49V50H94ZM94 49H92V48H90V52H89V56L88 57H86L89 61L86 63V65H90V63H93V61H92V57H94V56H97L98 55V52H100L99 51V49L98 48H94ZM93 50V51H92ZM101 50L103 51H107V47H103V48H101ZM109 50V49H108ZM95 52V53H94ZM65 53L66 54H68V52H66L65 51ZM97 54V55H96ZM98 57V56H97ZM95 65V64H94ZM93 65V66H94ZM86 71V74L85 75H90V72H87L88 70H85ZM62 74L64 73L63 71L61 72ZM37 107H35V109H36ZM39 108V107H38ZM70 109V108H69ZM69 109H68V111H69ZM67 113V112H66ZM65 113V114H66ZM69 115V114H68ZM67 115V116H68Z\"/></svg>","mask_w":264,"mask_h":264},{"label":"water","instance_id":"4","mask_svg":"<svg viewBox=\"0 0 264 264\" xmlns=\"http://www.w3.org/2000/svg\"><path fill=\"white\" fill-rule=\"evenodd\" d=\"M81 13L84 17H89L91 15V8L89 5H85L81 7ZM191 33L190 30H180L178 31L177 35L179 38H184ZM170 50V48H167ZM254 179L246 176L239 177V184L245 187H252L254 184Z\"/></svg>","mask_w":264,"mask_h":264},{"label":"snow or ice","instance_id":"5","mask_svg":"<svg viewBox=\"0 0 264 264\" xmlns=\"http://www.w3.org/2000/svg\"><path fill=\"white\" fill-rule=\"evenodd\" d=\"M113 47H114V46H113ZM173 103L175 104V103H176V101H174ZM37 107H39V106L37 105ZM0 163H2V162H0Z\"/></svg>","mask_w":264,"mask_h":264}]
</instances>
